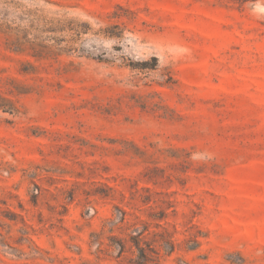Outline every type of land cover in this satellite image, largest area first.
Instances as JSON below:
<instances>
[{
	"label": "rangeland",
	"instance_id": "374dc122",
	"mask_svg": "<svg viewBox=\"0 0 264 264\" xmlns=\"http://www.w3.org/2000/svg\"><path fill=\"white\" fill-rule=\"evenodd\" d=\"M0 264H264V0H0Z\"/></svg>",
	"mask_w": 264,
	"mask_h": 264
}]
</instances>
